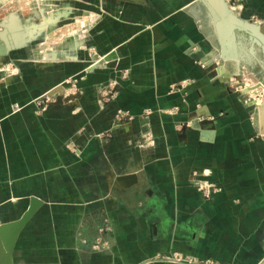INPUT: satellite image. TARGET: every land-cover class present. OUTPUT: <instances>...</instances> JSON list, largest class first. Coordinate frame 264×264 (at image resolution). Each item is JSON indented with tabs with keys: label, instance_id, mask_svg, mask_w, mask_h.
<instances>
[{
	"label": "crops",
	"instance_id": "obj_1",
	"mask_svg": "<svg viewBox=\"0 0 264 264\" xmlns=\"http://www.w3.org/2000/svg\"><path fill=\"white\" fill-rule=\"evenodd\" d=\"M225 1L264 27V0ZM86 6L93 23L84 43L105 67L89 70L88 54L29 64L0 95V224L40 201L13 263L181 264L166 259L177 254L264 264V140L248 105L221 82L237 73L238 34L253 56L257 44L214 21L201 0ZM68 45L59 52L79 48ZM69 79L74 89L58 88ZM121 111L132 120L120 123ZM127 176L137 180L125 187ZM197 180L220 191L207 198Z\"/></svg>",
	"mask_w": 264,
	"mask_h": 264
},
{
	"label": "rangeland",
	"instance_id": "obj_2",
	"mask_svg": "<svg viewBox=\"0 0 264 264\" xmlns=\"http://www.w3.org/2000/svg\"><path fill=\"white\" fill-rule=\"evenodd\" d=\"M98 1L94 0L97 4ZM237 1L243 2L244 0ZM5 2L0 6V47L3 48L0 51V95L8 87L7 81L11 78L12 82L10 81V83H13L15 79L23 75L25 68L29 64L39 68L46 65H57L58 63H80L83 61L82 58H86L88 54L89 63L93 62L89 70L105 67L103 62L98 58L95 59L96 62L94 63V59L92 60L91 57L92 49L87 51L84 43L85 38L89 34L90 26L93 23L89 11L91 9L89 7L87 9L86 0H48L45 2L47 5L41 3V0H7ZM34 2L36 5H33ZM46 6H48L47 10ZM33 9L38 10L39 13L35 14ZM11 15L12 19H14L13 22L10 19ZM48 15L51 16L48 17ZM35 25H37L36 28ZM52 33H56L59 40L65 38L64 36L66 35L71 45L75 41L79 48L77 51L70 49L69 51L59 52L58 48L61 43L59 41L55 42L54 45L50 43L54 39L50 36ZM59 33H61L60 36L58 35ZM75 33L78 34L74 35ZM79 33H81V36ZM1 34H5L8 37L9 44L12 43L14 45L13 48H9L6 45ZM67 35H70V37ZM73 36L75 38H72ZM238 36V40L236 41L237 50L234 53L241 61L236 70L237 73L231 71L232 76L221 82L226 85L229 92L238 96L248 105L251 111L250 118L255 128V138L264 140V50L261 46L256 45L253 56L250 52L252 45L240 33ZM51 37L53 39H50ZM241 45L244 46L242 47ZM67 46L69 45L67 44ZM246 48L248 49L246 50ZM74 52L76 54H73ZM219 64L221 65V63ZM120 75L125 79L128 73L127 71H123ZM76 83L75 79H69L58 88L65 89L69 93L71 89L76 87ZM187 84L188 82L185 81L180 86L183 87ZM56 91L58 89H53V91H49L51 93L41 96L37 104L47 107L49 102L54 100L52 99L54 97L52 95ZM100 91L103 95L105 94L104 97L106 99L115 96V92H112V90L107 91L101 88ZM251 100L256 102L253 103ZM258 109L263 111L262 115L258 112ZM131 120L132 117L125 114V112L121 111L119 113L120 123L124 124ZM145 136V140L139 145V148L143 151L148 149V140H150L151 133L146 132Z\"/></svg>",
	"mask_w": 264,
	"mask_h": 264
},
{
	"label": "water",
	"instance_id": "obj_3",
	"mask_svg": "<svg viewBox=\"0 0 264 264\" xmlns=\"http://www.w3.org/2000/svg\"><path fill=\"white\" fill-rule=\"evenodd\" d=\"M201 2L206 5L213 16L214 21L230 22L231 25L234 23L235 25L233 26L235 29L247 33L251 42L261 46L264 50V27L257 23H252L237 17V15L231 11L225 0H201ZM219 12L222 15L219 14ZM2 39L6 42V45H8L9 48L14 47L12 43L9 44L8 37L5 34L2 35ZM1 50H3V48L0 47V51ZM136 180V176H127L120 181L122 184L124 183L125 187H128L135 183ZM39 202L38 199H33L30 209L21 219L14 222L0 224V264H14L13 255L18 238L27 223L35 215Z\"/></svg>",
	"mask_w": 264,
	"mask_h": 264
},
{
	"label": "built area",
	"instance_id": "obj_4",
	"mask_svg": "<svg viewBox=\"0 0 264 264\" xmlns=\"http://www.w3.org/2000/svg\"><path fill=\"white\" fill-rule=\"evenodd\" d=\"M196 184L197 186H199V188L201 190L204 191V193L207 195V198L210 197L211 193H214V192H219L220 189L217 188V187H214L213 185L210 186L208 185L207 186V183H204L203 185L201 184V182L199 180L196 181ZM102 246H101V243L100 242H97L95 245H94V249L96 250H101ZM167 260L169 261H174L176 263H188V264H217L216 262H214L213 260H201V261H194V260H191V259H184L183 257H181L180 255H177L175 254L174 256H171V257H167L166 258Z\"/></svg>",
	"mask_w": 264,
	"mask_h": 264
},
{
	"label": "bare ground",
	"instance_id": "obj_5",
	"mask_svg": "<svg viewBox=\"0 0 264 264\" xmlns=\"http://www.w3.org/2000/svg\"><path fill=\"white\" fill-rule=\"evenodd\" d=\"M5 1H7V0H0V6L1 5H3L4 3H6ZM43 3V2H42ZM52 4V3H51ZM33 5H36V3L34 2V4ZM34 10V12H35V14H38L39 12H38V10H35V9H33ZM13 13V12H12ZM41 13V12H40ZM44 14V13H43ZM11 18L10 19H12V15L10 16ZM15 18V17H14ZM18 18V17H17ZM9 19V20H10ZM44 19V18H43ZM94 20V19H93ZM11 21V20H10ZM14 21V19H12V22ZM18 21V20H17ZM16 24H17V22H15ZM39 26V25H38ZM46 26H48L47 24H46ZM37 27V25H35V28ZM34 28V27H33ZM34 28V29H35ZM36 30V29H35ZM34 30V31H35ZM32 33H33V31H32ZM76 34V33H75ZM74 34V35H75ZM78 34V33H77ZM31 35V34H30ZM59 35V34H58ZM72 35V34H71ZM50 36H52L54 39H56L57 38V34L56 33H52V34H50ZM56 36V37H55ZM68 36V35H67ZM80 36H81V33H80ZM50 38V39H53V38ZM65 38H63L62 40H59V39H57V40H55L54 41V39H53V42H50L51 44H53L54 45V43L55 42H60L61 44H59V47L60 48H62V47H64L65 45H67V44H69L68 42H69V40H68V38H66V35L64 36ZM68 37H70V35L68 36ZM78 37V36H77ZM73 38V37H72ZM75 38V37H74ZM80 43V42H79ZM62 46V47H61ZM54 47V46H53ZM53 47H52V49H53ZM67 47V46H66ZM69 47V46H68ZM61 54V53H60ZM264 90V89H263ZM259 93V92H258ZM251 102H256V101H253V100H251ZM256 104V103H255ZM258 112L259 113H261V115L263 114V111L261 110V109H258Z\"/></svg>",
	"mask_w": 264,
	"mask_h": 264
}]
</instances>
